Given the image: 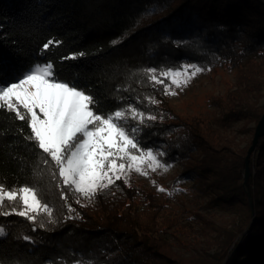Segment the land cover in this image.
I'll return each instance as SVG.
<instances>
[{
	"label": "trees",
	"instance_id": "1",
	"mask_svg": "<svg viewBox=\"0 0 264 264\" xmlns=\"http://www.w3.org/2000/svg\"><path fill=\"white\" fill-rule=\"evenodd\" d=\"M53 38L59 44L45 50ZM80 52L85 55L62 59ZM257 56L264 57L260 0H0V63L22 74L54 62L61 78L87 87L105 111L143 112V124L131 118L125 124L140 129L141 148L177 165L174 182L190 181L207 204L233 209L249 229L244 236L241 226L213 230L202 220L215 232L212 243L203 253L178 258L165 238L176 220L161 219L166 204L152 187L132 175L91 199L63 187L54 162L45 164L42 150L24 140L30 129L0 110V184L32 186L53 209L51 219L42 214L36 223L0 215V264H264V137L249 163L252 209L242 186L243 153L228 161L218 147L220 129L241 120L257 123L262 111L220 100L213 120L180 118L165 105L167 78L160 75L185 64L240 68ZM150 68L163 83L151 80Z\"/></svg>",
	"mask_w": 264,
	"mask_h": 264
},
{
	"label": "snow or ice",
	"instance_id": "2",
	"mask_svg": "<svg viewBox=\"0 0 264 264\" xmlns=\"http://www.w3.org/2000/svg\"><path fill=\"white\" fill-rule=\"evenodd\" d=\"M58 44L55 38L49 39L43 48L50 50ZM84 55L80 52L62 59L75 60ZM201 71L196 65H184L183 71L168 69L160 75L180 88ZM145 72L154 83H163L157 78V69H145ZM164 92L176 94L170 92L169 86H165ZM0 110L14 113V118L30 129L28 134H23L21 129L24 140L42 150L45 164L54 162L62 186L87 199L122 176L127 182V173L133 170L146 176L147 171L142 168L145 163L153 172L158 168L167 171L169 167L151 149L141 148L135 135L139 128L125 127L129 118L143 124V112L134 107L105 111L87 87L71 77L61 78L54 62L36 63L22 74L0 63ZM147 119L155 120L156 117L149 115ZM159 190L164 191L163 188ZM61 198L68 199L66 195ZM76 202L80 203L79 200ZM5 207H8L7 211H3ZM68 211H74L71 205ZM42 214L51 219L53 209L40 199L34 187L25 185L10 189L0 184V215H16L36 223ZM3 235L5 229L0 228V236ZM24 239L30 238L25 236Z\"/></svg>",
	"mask_w": 264,
	"mask_h": 264
},
{
	"label": "rangeland",
	"instance_id": "3",
	"mask_svg": "<svg viewBox=\"0 0 264 264\" xmlns=\"http://www.w3.org/2000/svg\"><path fill=\"white\" fill-rule=\"evenodd\" d=\"M260 2L262 1L260 0ZM183 66L178 70L183 71ZM190 72L191 69L189 75ZM165 86H169L170 92L176 93L175 95L166 94V107L183 119L197 117L213 120L219 116L221 111L218 103H225L227 100L233 103L240 102L245 106L253 104L255 109L261 110L263 114L264 57H252L240 68L202 69L201 72L189 79L186 85H182L180 88L171 85L170 80L167 79ZM256 124L252 121L241 120L232 123L226 129L219 130L221 138L218 147L228 161L233 155L235 156L236 152L243 153L244 160L251 145ZM253 153L249 157V163ZM249 163L248 168L252 176V168ZM168 166L167 171L158 168L153 172L145 163L142 168L147 171L146 176H142L134 170L128 172L127 175H132L134 180L145 188L152 187L157 194L156 197L165 202V208L160 212L161 219L176 220L175 224L167 230L165 236L176 257L188 258L195 255V253H203L207 245L213 241L215 236L213 230L215 228L225 227L229 230L237 225L245 228L244 236L249 233L247 224L239 222L233 209L210 206L207 204L206 199L192 188L190 181H175V183L178 166L175 164ZM250 179L251 177L248 181L249 192ZM262 179L264 182V177ZM160 188H163L164 191H160ZM252 216H254L253 210ZM202 220L208 221L207 223L210 222L212 224L210 227L213 230L208 227L210 224L207 225ZM214 249V247L211 248L208 253H213Z\"/></svg>",
	"mask_w": 264,
	"mask_h": 264
},
{
	"label": "water",
	"instance_id": "4",
	"mask_svg": "<svg viewBox=\"0 0 264 264\" xmlns=\"http://www.w3.org/2000/svg\"><path fill=\"white\" fill-rule=\"evenodd\" d=\"M264 137V113L262 114V116L260 117L259 121L257 122V124L254 127V133H253V137H252V141H251V145L249 146L247 152H246V156L243 160V189L248 197V201H249V205L252 209V201H251V197H250V192H249V187H248V181L249 178L251 177L249 168H248V163H249V157L250 155L253 153L257 143H258V139Z\"/></svg>",
	"mask_w": 264,
	"mask_h": 264
},
{
	"label": "built area",
	"instance_id": "5",
	"mask_svg": "<svg viewBox=\"0 0 264 264\" xmlns=\"http://www.w3.org/2000/svg\"><path fill=\"white\" fill-rule=\"evenodd\" d=\"M264 3V0H261Z\"/></svg>",
	"mask_w": 264,
	"mask_h": 264
}]
</instances>
